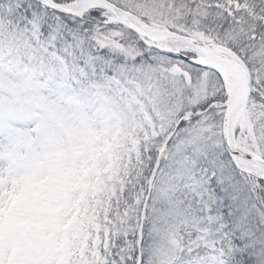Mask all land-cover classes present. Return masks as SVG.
Instances as JSON below:
<instances>
[{"label":"snow or ice","instance_id":"obj_1","mask_svg":"<svg viewBox=\"0 0 264 264\" xmlns=\"http://www.w3.org/2000/svg\"><path fill=\"white\" fill-rule=\"evenodd\" d=\"M0 264H264V0H0Z\"/></svg>","mask_w":264,"mask_h":264}]
</instances>
